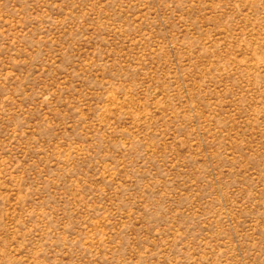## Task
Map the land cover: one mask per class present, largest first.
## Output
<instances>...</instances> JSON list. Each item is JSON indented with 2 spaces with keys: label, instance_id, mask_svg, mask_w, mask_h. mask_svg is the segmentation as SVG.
Listing matches in <instances>:
<instances>
[{
  "label": "rangeland",
  "instance_id": "1",
  "mask_svg": "<svg viewBox=\"0 0 264 264\" xmlns=\"http://www.w3.org/2000/svg\"><path fill=\"white\" fill-rule=\"evenodd\" d=\"M0 264H264V0H0Z\"/></svg>",
  "mask_w": 264,
  "mask_h": 264
}]
</instances>
